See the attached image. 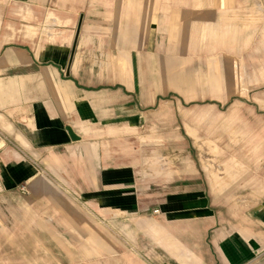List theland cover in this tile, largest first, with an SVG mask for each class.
Segmentation results:
<instances>
[{
  "label": "crops",
  "instance_id": "1",
  "mask_svg": "<svg viewBox=\"0 0 264 264\" xmlns=\"http://www.w3.org/2000/svg\"><path fill=\"white\" fill-rule=\"evenodd\" d=\"M0 264H264V0H0Z\"/></svg>",
  "mask_w": 264,
  "mask_h": 264
},
{
  "label": "water",
  "instance_id": "2",
  "mask_svg": "<svg viewBox=\"0 0 264 264\" xmlns=\"http://www.w3.org/2000/svg\"><path fill=\"white\" fill-rule=\"evenodd\" d=\"M69 132L71 133V131L69 130Z\"/></svg>",
  "mask_w": 264,
  "mask_h": 264
}]
</instances>
